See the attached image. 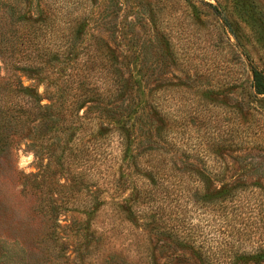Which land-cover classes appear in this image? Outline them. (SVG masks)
Segmentation results:
<instances>
[{
	"label": "trees",
	"instance_id": "obj_1",
	"mask_svg": "<svg viewBox=\"0 0 264 264\" xmlns=\"http://www.w3.org/2000/svg\"><path fill=\"white\" fill-rule=\"evenodd\" d=\"M130 1L0 0V71L7 74L0 82V134L12 132L10 142L28 138L34 179L65 181L54 182L64 200L53 201L48 186L37 189L52 221L69 205L81 217L69 226L79 261L97 248L107 254L103 264H264V239L235 250L248 235L246 222L256 218L254 207L243 209L245 191L256 183L244 182L245 172L226 176V141L235 140L203 131L215 119L207 110L214 104L210 87L187 73L190 83L175 84L179 78L157 62L162 46L175 60L171 44H162V15L174 24L180 16L188 20L190 27L176 24L177 31L212 26L243 49L248 96L264 113V61L256 56L255 66L248 53L253 42L243 29L242 0H147L136 10ZM137 28L153 37H140ZM147 51L154 66L144 64ZM20 74L34 86H24ZM220 105L231 118L233 109ZM233 237L237 242L227 247ZM52 241L56 254L65 249ZM107 244L120 251L106 252Z\"/></svg>",
	"mask_w": 264,
	"mask_h": 264
},
{
	"label": "rangeland",
	"instance_id": "obj_2",
	"mask_svg": "<svg viewBox=\"0 0 264 264\" xmlns=\"http://www.w3.org/2000/svg\"><path fill=\"white\" fill-rule=\"evenodd\" d=\"M123 1L120 0V2ZM206 1L215 3L214 0ZM147 2V0H131L130 4L134 10H136V5H141L142 9H145ZM149 2L152 3L154 0H149ZM242 2L246 13L244 16L247 20L245 28L242 27L245 34L251 36L253 49L249 48L248 53L256 66V56L264 61V26L258 31L256 50V18L258 14L264 16V0H242ZM122 15L124 13L120 15L119 21ZM127 15L129 21H133L132 17ZM144 17L147 19V15ZM183 17H179L177 26L182 24L190 27L188 20L182 21ZM160 19L162 20L160 33L164 36L162 44H171L175 60L170 58L167 49L162 46L158 65L163 66L164 71L179 78V80H173L175 84L186 85L195 77L201 84H207L210 87L207 98L214 104L207 105V110L215 119L211 125H208L212 128L203 131L207 135L208 132L215 130L216 135L223 136L226 140L233 138L235 141H226L228 142L226 153L230 156L225 158L226 176H232L234 179L240 178L245 172L242 180L256 183V190L251 192L248 188L245 191L247 196L243 205L244 210L254 207L256 218L246 222V228H249L248 235L240 236L238 241L241 243L235 246L238 252L248 250V246H252L251 244L255 242L257 246L264 239V113L257 103L254 107L253 101L251 102L248 96L250 92L248 89L249 61L244 58L243 49L237 45L233 37L220 36L212 26L206 27V31L200 33H195L190 28L184 31L179 28L180 30L177 31L174 30L176 24L170 23L167 16L162 15ZM261 21L264 22V18L258 22ZM99 32L106 39L109 36V32L105 29H99ZM135 32L147 39L153 37L154 33L147 28H137ZM119 35L115 34L114 37L118 38ZM144 64L154 66L150 51H147ZM186 73L192 76L191 81L185 76ZM6 77L7 74L1 70L0 82L2 83ZM19 78L24 86L35 84L28 81L24 75L20 74ZM42 90L43 88L40 87L39 93ZM46 103L45 100L42 101V104ZM220 104L233 109L229 113L233 114L230 115L231 118L219 107ZM12 136V132L7 130L0 134V264H103L107 254L102 249L98 251L97 248H92L94 253L88 256L85 262L76 258L78 252L74 251L78 249V246L72 236L73 229H69L71 228L69 226L81 217L72 212L73 207L69 205L68 211L60 210L52 221L47 210L42 208L43 195L38 193L37 189L39 185L48 186L53 201L64 200V190H60L54 182L62 185L66 184L65 181L56 177L51 183L42 184L39 178L34 179L31 175L37 173V161L26 147L29 145L28 138L14 136L10 142L9 138ZM236 157L237 159L232 160ZM249 163L255 166V171H245ZM22 183L29 185L24 187ZM81 188V185H77L78 190ZM96 189L97 185L89 187L90 192ZM99 223L100 219L97 218L95 225ZM56 224L61 228L56 227ZM95 225L93 224V227ZM54 239L65 244V249H60L57 254L53 251L52 240ZM210 241L207 239L208 244H211ZM236 242L237 237H233L227 247ZM116 246L117 244L114 247L107 244L105 250L106 252L108 250L120 251ZM188 264H197V262L191 260Z\"/></svg>",
	"mask_w": 264,
	"mask_h": 264
}]
</instances>
